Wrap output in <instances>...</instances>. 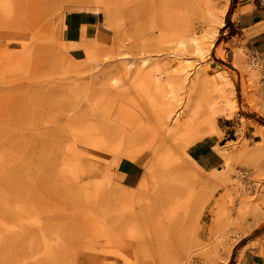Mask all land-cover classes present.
Here are the masks:
<instances>
[{
	"label": "rangeland",
	"instance_id": "374dc122",
	"mask_svg": "<svg viewBox=\"0 0 264 264\" xmlns=\"http://www.w3.org/2000/svg\"><path fill=\"white\" fill-rule=\"evenodd\" d=\"M229 1L100 0L111 36L75 60L64 16L94 3L0 0V264H231L261 244L264 73L228 51Z\"/></svg>",
	"mask_w": 264,
	"mask_h": 264
},
{
	"label": "crops",
	"instance_id": "0c3cea01",
	"mask_svg": "<svg viewBox=\"0 0 264 264\" xmlns=\"http://www.w3.org/2000/svg\"><path fill=\"white\" fill-rule=\"evenodd\" d=\"M229 3L227 18L234 30L226 41L230 46L228 51L232 52L234 48H238L234 59L238 51L243 54L242 49L253 55L261 64L264 73V0H231ZM110 34L102 15L93 10L72 9L64 16L63 40L66 42L68 53L75 60L87 57L84 45L90 40L105 43ZM199 157L205 164L211 166L218 164L219 158L214 153L205 152ZM120 168L123 184L129 187L136 186L143 173L141 163L126 162L122 163ZM241 248L231 264H264V240L261 244L245 246L242 252Z\"/></svg>",
	"mask_w": 264,
	"mask_h": 264
},
{
	"label": "bare ground",
	"instance_id": "6f19581e",
	"mask_svg": "<svg viewBox=\"0 0 264 264\" xmlns=\"http://www.w3.org/2000/svg\"><path fill=\"white\" fill-rule=\"evenodd\" d=\"M76 1H78V2H80V3H94L95 4V6H97L96 8H95V12H98V13H100L101 14V7H100V0H76ZM94 4H93V6H94ZM90 6V5H89ZM92 6V5H91ZM221 25L220 26H224L225 25V23H224V21H222L221 23H220ZM217 32L215 31V33L213 32V35L214 34H216ZM83 39V38H82ZM191 42H193V45L195 46V49H196V52H198V53H203V51H204V49H210V48H212L213 46H215V38L213 37V36H204V39L201 41V40H199L197 37H192V40H191ZM192 44V43H191ZM205 53V52H204ZM206 54V53H205ZM239 55V54H238ZM178 57V56H177ZM179 58V57H178ZM238 61V60H237ZM240 61V60H239ZM239 61H238V63H239ZM183 64V63H182ZM236 64H237V62H236ZM208 70V69H207ZM210 71H214L215 73H217V74H219V75H221L222 77H225L221 72H220V70H219V68H213V69H209ZM209 76V75H208ZM206 78V77H205ZM236 101V100H235ZM264 159V158H263ZM256 215H260L261 213V211H260V209H257L256 208ZM257 217V216H256Z\"/></svg>",
	"mask_w": 264,
	"mask_h": 264
}]
</instances>
